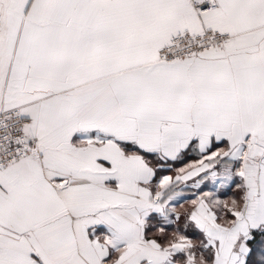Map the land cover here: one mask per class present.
Listing matches in <instances>:
<instances>
[{
	"label": "snow or ice",
	"instance_id": "snow-or-ice-1",
	"mask_svg": "<svg viewBox=\"0 0 264 264\" xmlns=\"http://www.w3.org/2000/svg\"><path fill=\"white\" fill-rule=\"evenodd\" d=\"M0 264H264V0H0Z\"/></svg>",
	"mask_w": 264,
	"mask_h": 264
}]
</instances>
